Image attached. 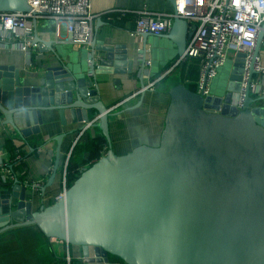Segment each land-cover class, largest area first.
Wrapping results in <instances>:
<instances>
[{"label":"water","instance_id":"1","mask_svg":"<svg viewBox=\"0 0 264 264\" xmlns=\"http://www.w3.org/2000/svg\"><path fill=\"white\" fill-rule=\"evenodd\" d=\"M170 1L175 10L176 0ZM0 11L32 7L28 0H0ZM195 29L177 16L161 36L180 57ZM150 36L142 34L144 45ZM263 38L264 30L254 56ZM33 42L57 54L59 64L35 79L0 65L2 123L28 138L40 133L44 111L57 110L63 124L79 127L98 115L95 126L110 142L112 113L97 75L133 74L139 58L127 46L93 38L90 55L74 65L60 59L56 41L36 31ZM140 56L143 80L145 48ZM244 57L240 52L232 62L223 95L205 98L184 83L174 85L158 145L141 144L122 155L109 148L52 204L34 210L38 190L43 195L55 179L60 150L45 185L16 179L6 197L0 191V234L36 226L80 248L86 264H264V98L247 94L244 109L234 105Z\"/></svg>","mask_w":264,"mask_h":264},{"label":"crops","instance_id":"2","mask_svg":"<svg viewBox=\"0 0 264 264\" xmlns=\"http://www.w3.org/2000/svg\"><path fill=\"white\" fill-rule=\"evenodd\" d=\"M92 10L95 14L94 39L105 40L107 44L127 46L129 52H132L139 60L134 64L133 74L97 75L100 97L112 113L109 122L110 142L103 136L98 126L89 128L72 156L70 173L74 175L79 174L82 168L89 167L109 148H113L117 154L122 155L141 144L158 145L170 102L169 91L180 82L183 64L189 61L183 60L174 66L179 58L174 44H169L168 40L161 35H152L144 45L142 35L133 33L138 12L149 10L171 13L174 11V6L170 0H92ZM31 23L34 30L33 36L37 31L45 41L54 40L58 43L60 49L58 54L60 59L63 56L66 58V63L76 65L84 58V54L90 55L92 51L90 45H74L65 26H62L57 38L55 24L51 19L37 18L32 19ZM142 48L148 52L152 63L146 67L143 80H140L142 64L140 49ZM94 51L96 56L100 54L97 50ZM30 57L31 60L26 52L18 48L0 47V65L15 67L20 70L24 78H38L47 67L59 64L58 55L52 51L43 52L37 49ZM168 71L170 72L167 73ZM152 83H154V90H146L127 100L129 96ZM42 117L40 133L23 138L11 125L2 123L4 115L0 111V155L9 161L11 170L14 158L22 160L25 165L23 172L12 171L14 176L7 178L6 181L3 180L0 172V191L3 198L15 185L16 179L21 183L39 182V185H45L54 171L56 155L60 150V161L55 179L43 195L38 190L34 210H39L42 205L52 204L62 192L64 171H67L68 161L72 154L70 152L76 137L75 132L80 126L79 123L63 124L57 110L44 111ZM59 135H63L60 142L56 140ZM8 139H11L16 146L14 152L5 148V142ZM18 155L20 158L16 159ZM22 175L25 177L23 180ZM28 232L32 233L30 239L34 240L38 247L44 245L46 249L45 256L31 253L30 264L34 262L43 264L45 257L46 264H68L66 260L68 254L75 260L81 256L80 248L46 237L36 226H26L0 234V264H6L8 259L6 253L1 250L7 245V237L13 236V241L18 245L29 238L24 236ZM17 255L15 254L12 258L15 262Z\"/></svg>","mask_w":264,"mask_h":264},{"label":"built area","instance_id":"3","mask_svg":"<svg viewBox=\"0 0 264 264\" xmlns=\"http://www.w3.org/2000/svg\"><path fill=\"white\" fill-rule=\"evenodd\" d=\"M28 1L32 12L0 11V47L18 48L26 52L31 60L30 55L38 49V45L33 42L34 30L31 20L37 18L51 19L55 24L57 38L62 26H65L74 45H90L94 38L95 18L92 0ZM138 13L133 32L136 35L151 33L160 36L171 29L177 16L196 26L185 53L175 61L174 66L183 60H196L199 69L197 92L203 97L213 96L211 88L221 68L228 60L234 62L238 53L242 52L245 54L244 67L234 105L238 110L244 109L247 94L256 99L264 98V38L259 54L254 56L259 33L264 30V0H176L175 10L171 13L149 10ZM147 53L146 51L145 65L149 67L152 60ZM251 67L254 69L253 73ZM146 90H154V83L144 86L127 100ZM98 122L97 115L78 128L70 154L74 146L81 142L86 131ZM19 158L20 155L16 157ZM8 162L0 155V172L4 181L14 176ZM66 173L65 170L62 179L63 190L55 201L61 198L68 188ZM39 184L32 183L37 188L41 187ZM66 260L68 264H86L82 255L75 260L68 254ZM119 264L126 263L120 261Z\"/></svg>","mask_w":264,"mask_h":264},{"label":"rangeland","instance_id":"4","mask_svg":"<svg viewBox=\"0 0 264 264\" xmlns=\"http://www.w3.org/2000/svg\"><path fill=\"white\" fill-rule=\"evenodd\" d=\"M232 68V61L228 60V62L225 64L224 67L221 68L219 75L215 78L212 88H211V94L214 95H223L225 93V81H226V75ZM25 233V232H24ZM25 237H29L28 239L32 238V233L28 232L24 234ZM13 236L7 237L5 247L2 250V252L6 253V264H30L31 259L30 254L34 252L37 255L43 256L46 252L45 246H37V243L30 239H25L21 244H18L13 241ZM36 246V247H35ZM15 254L17 255V258H15L16 262L12 259ZM11 256V257H10ZM45 256V255H44ZM34 262V261H33ZM43 264H46V257L44 258ZM34 264H37V262ZM41 264V263H40Z\"/></svg>","mask_w":264,"mask_h":264},{"label":"trees","instance_id":"5","mask_svg":"<svg viewBox=\"0 0 264 264\" xmlns=\"http://www.w3.org/2000/svg\"><path fill=\"white\" fill-rule=\"evenodd\" d=\"M198 71H199V69H198L196 60L192 59V60L186 61L183 64L182 77H181L180 82H178V83H184L186 85V87H188L190 90L197 91L196 80L198 78ZM178 83H176V84H178ZM77 133H78V131L75 132V136H77ZM77 145L74 146L72 154H71V157L69 158V161H68L67 173H66L67 174V185L68 186H71L73 184L74 180L76 178H78V176L80 175V173L77 174V175H74V174L70 173L71 163H72V156H73L74 152L77 150ZM5 148L8 149L10 152H14L16 146H15L14 142L11 139H8L5 142ZM12 163H13V166H12V171L13 172L15 170H18L20 172L24 171V166L25 165H24L22 160H15V158H14L12 160ZM23 175H22V178H21L22 180L25 178ZM110 259L114 260V261H118L119 260V258H117L115 256H110Z\"/></svg>","mask_w":264,"mask_h":264}]
</instances>
